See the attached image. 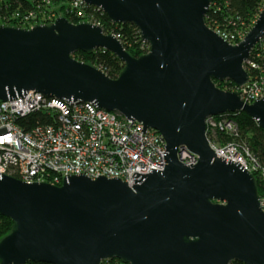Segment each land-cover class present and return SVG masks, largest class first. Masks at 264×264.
I'll list each match as a JSON object with an SVG mask.
<instances>
[{"label":"water","instance_id":"1","mask_svg":"<svg viewBox=\"0 0 264 264\" xmlns=\"http://www.w3.org/2000/svg\"><path fill=\"white\" fill-rule=\"evenodd\" d=\"M3 0H0V2ZM114 24H132L149 52L136 58L100 26L58 18L30 30L0 26V100L28 92L93 103L160 133L165 170L120 178L68 175L61 186L0 173V215L13 221L0 241L1 264H264V209L258 181L219 159L206 121L245 113L264 129V98L241 88L264 39V6L244 40L231 45L206 23L214 0H77ZM102 49L125 69L113 80L75 59ZM185 148L199 162L178 158Z\"/></svg>","mask_w":264,"mask_h":264},{"label":"built area","instance_id":"2","mask_svg":"<svg viewBox=\"0 0 264 264\" xmlns=\"http://www.w3.org/2000/svg\"><path fill=\"white\" fill-rule=\"evenodd\" d=\"M71 1L76 7L86 5L83 1ZM32 15L23 17L21 21L23 26L26 21H32L27 23L28 29L37 22L54 24L61 14ZM87 23L99 26L94 22ZM215 31L234 46L240 44L248 34ZM114 36L120 40L119 35ZM252 54L258 61L252 60ZM252 54L245 66L249 82L228 91H244L241 97L248 105H252L255 98H264V76L250 74L253 70L263 72L260 63L264 62V39ZM36 114H42L39 120L28 121ZM218 118H210L206 124L209 145L216 156L240 163L257 181L264 182V167L260 166L246 145L235 141L224 145L217 142L218 132L238 136V128L232 120L227 119L226 115ZM22 121L25 122L23 125ZM143 128L142 123L95 108L93 103H69L37 92H28L24 99L0 100V173L26 183H48L53 186H61L68 175L83 174L92 180L104 176L108 179L120 178L133 187L136 172L150 174L151 169L165 170L167 146L164 138L153 129H147L143 134ZM178 158L187 166L199 162L198 156L190 154L185 148L179 150ZM261 204L264 209L262 198Z\"/></svg>","mask_w":264,"mask_h":264},{"label":"trees","instance_id":"3","mask_svg":"<svg viewBox=\"0 0 264 264\" xmlns=\"http://www.w3.org/2000/svg\"><path fill=\"white\" fill-rule=\"evenodd\" d=\"M264 0H214L211 9L206 15V23L210 28L228 33H247L257 21L263 10ZM41 13L47 15L59 13L73 24L94 22L98 24L105 34L119 35L126 51L132 57H140L149 52V45L141 39L140 31L132 24H114L98 8L79 4L76 7L71 0H3L0 2V26L19 27L28 29L27 23L23 26L22 18L27 15L39 17ZM80 14L82 16H80ZM84 16V17H83ZM29 18V17H28ZM27 18V19H28ZM75 59L97 67L111 79H117L125 69L124 63L115 55L102 49L90 53L78 52ZM252 60L258 61L255 54ZM263 72L253 70L252 76H264V62L260 63ZM223 90H234L235 84L231 82L217 83ZM42 114L33 115L28 121L39 120ZM221 118V117H220ZM218 118V119H220ZM238 128V136L231 137L224 132L217 133V142L224 145L237 142L246 145L264 167V129L260 128L255 120L245 113H232L226 115ZM25 122L22 121V125ZM259 196L264 200V182L258 179ZM13 221L0 215V241L12 231ZM1 264V261H0ZM45 264V263H28ZM102 264H123L119 260L103 262ZM239 264V263H233Z\"/></svg>","mask_w":264,"mask_h":264},{"label":"rangeland","instance_id":"4","mask_svg":"<svg viewBox=\"0 0 264 264\" xmlns=\"http://www.w3.org/2000/svg\"><path fill=\"white\" fill-rule=\"evenodd\" d=\"M59 18H63V17L61 15H59ZM51 24L52 23H48V22H37V23H34L33 25H34V27H36V26H50ZM15 28H19V27H15ZM30 29H32V28H30ZM30 29H27V30H30ZM225 91H229V90H225Z\"/></svg>","mask_w":264,"mask_h":264},{"label":"bare ground","instance_id":"5","mask_svg":"<svg viewBox=\"0 0 264 264\" xmlns=\"http://www.w3.org/2000/svg\"><path fill=\"white\" fill-rule=\"evenodd\" d=\"M206 124H207V121H206Z\"/></svg>","mask_w":264,"mask_h":264}]
</instances>
